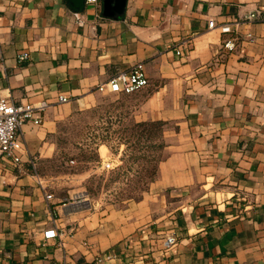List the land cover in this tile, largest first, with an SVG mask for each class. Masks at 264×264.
<instances>
[{"label":"crops","instance_id":"obj_1","mask_svg":"<svg viewBox=\"0 0 264 264\" xmlns=\"http://www.w3.org/2000/svg\"><path fill=\"white\" fill-rule=\"evenodd\" d=\"M137 62L136 121L168 123L155 178L124 210L62 201L40 174L60 114ZM0 97L50 103L21 127V167L0 161V264H264V0H126L116 17L102 0H0Z\"/></svg>","mask_w":264,"mask_h":264},{"label":"rangeland","instance_id":"obj_2","mask_svg":"<svg viewBox=\"0 0 264 264\" xmlns=\"http://www.w3.org/2000/svg\"><path fill=\"white\" fill-rule=\"evenodd\" d=\"M142 97L100 93L91 107L60 114L51 134L55 144L54 155L43 161L40 171L51 193L65 202L96 201L102 210H124L129 203L138 200L128 198L127 191L141 187L138 177L142 181L148 177L150 163L145 155L152 152L151 149L146 151L145 147L133 148L135 138L131 133L136 122L135 110ZM167 127L166 122L162 133L164 145ZM125 139H129L131 145L127 143L129 150L122 160L123 153L119 157L118 153L121 147L124 150ZM103 144L109 148L110 154L107 155L110 158L99 156L98 148ZM134 153L142 157L134 161L130 158ZM156 154L161 156L162 151ZM106 160L113 163V169L100 167ZM121 165H125L123 170L126 174L111 178L110 172ZM144 192L138 193L140 198Z\"/></svg>","mask_w":264,"mask_h":264},{"label":"built area","instance_id":"obj_3","mask_svg":"<svg viewBox=\"0 0 264 264\" xmlns=\"http://www.w3.org/2000/svg\"><path fill=\"white\" fill-rule=\"evenodd\" d=\"M98 0H85L87 3H97ZM255 14H250L249 17L253 18ZM214 25L213 21H209L208 27ZM222 32H228L229 26H221ZM188 41L184 40L175 49L177 55H185L188 50ZM224 46L232 49L233 43L227 41ZM28 58L27 52H19L17 60L19 62ZM148 84V78L144 70L142 62L133 64L129 69L120 71L106 81L98 83L94 90L101 94H130L139 89L144 88ZM69 100L68 97L59 95L57 102L65 103ZM50 103L46 99L37 102H26L15 104L7 97H0V161L4 167L19 168L23 160L24 153V138L21 127L24 123L31 122L34 125H41L42 116ZM28 162L33 171L36 170V162L34 159L29 158ZM102 169H113L114 165L111 161L106 160L101 163ZM52 198L51 193L45 194V199ZM58 236L55 229H48L43 232V239L47 240ZM176 241L174 235L165 238L163 245L165 248L170 247ZM65 264H75L67 262Z\"/></svg>","mask_w":264,"mask_h":264},{"label":"trees","instance_id":"obj_4","mask_svg":"<svg viewBox=\"0 0 264 264\" xmlns=\"http://www.w3.org/2000/svg\"><path fill=\"white\" fill-rule=\"evenodd\" d=\"M135 92H132L130 94H118V95L129 96ZM165 123L166 122L162 120L139 121V122L136 121L133 125L134 129L131 133V136L135 138L134 141H132L133 148L135 150H139L140 148L145 147L146 151L147 149H151L152 152L150 153V155H145L147 159L146 161L150 163V170L148 171V177L146 178L145 181H142V179L138 177V181H141L142 185L141 187L129 188V190L127 191L128 198L140 199L141 194L138 195V193L142 191H146L150 182L155 178L157 174V163L159 159L162 157V155L161 156L159 154L157 155L156 152L160 153L164 147V142L162 140V133H163V126L165 125ZM101 142L104 143V141ZM130 142L131 141L129 139H125L126 146L124 148V152L121 158L122 160H124V157L127 154V151L129 150V146L127 145V143ZM141 157H142L141 155H137L136 153L130 156V158H132L134 161H137ZM124 166L121 165L116 169H114L113 171H111L110 177L115 179L120 175L126 174L125 170H123Z\"/></svg>","mask_w":264,"mask_h":264},{"label":"water","instance_id":"obj_5","mask_svg":"<svg viewBox=\"0 0 264 264\" xmlns=\"http://www.w3.org/2000/svg\"><path fill=\"white\" fill-rule=\"evenodd\" d=\"M69 7L80 12L85 6V0H66ZM126 0H102V15L116 17L124 12Z\"/></svg>","mask_w":264,"mask_h":264}]
</instances>
